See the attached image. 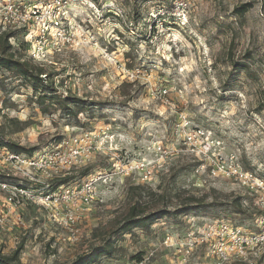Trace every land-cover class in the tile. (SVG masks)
<instances>
[{"label": "rangeland", "instance_id": "374dc122", "mask_svg": "<svg viewBox=\"0 0 264 264\" xmlns=\"http://www.w3.org/2000/svg\"><path fill=\"white\" fill-rule=\"evenodd\" d=\"M88 1L90 6L83 2L76 8L94 39L81 37L83 43L66 47L43 66L60 93L89 105L43 107L25 81L0 68V125L8 138L33 148L31 155L91 132L102 150L53 189L75 187L92 174L103 173L108 180H95V199L81 205L86 209L78 212L76 230L58 224L26 198L10 200L9 192L0 189V251L11 254L21 246L22 264H71L123 220L137 197L147 211L163 207L174 212L189 204L197 210L135 228L117 241L112 255L95 264H218L207 245L187 252L189 231L218 218L254 230L260 210L234 181L197 172L198 161L175 127L184 112L193 125L221 139L225 152H235L246 168L264 176V0ZM245 2L253 6L237 13L235 7ZM22 40L20 35L10 40L15 57L39 65L28 58ZM163 88L166 97L159 94ZM158 141L163 155L154 148ZM3 151L0 174L16 183L36 190L38 184L53 187L61 179L25 178L4 160ZM115 151L156 159L160 170L149 182L120 174ZM237 196L245 213L235 209ZM258 264H264V255Z\"/></svg>", "mask_w": 264, "mask_h": 264}, {"label": "built area", "instance_id": "2783aa9c", "mask_svg": "<svg viewBox=\"0 0 264 264\" xmlns=\"http://www.w3.org/2000/svg\"><path fill=\"white\" fill-rule=\"evenodd\" d=\"M83 2L89 6L92 4L88 0H79V3L76 0H0V34L12 31L10 40L18 39L20 35L27 46L28 58L46 65L66 47L94 39L93 34L84 27L83 15L76 8L78 5L81 9ZM86 30L89 33L84 34ZM159 94L166 97L167 89H160ZM175 133L182 138L186 151L196 157L197 172L207 171L210 178L223 177L234 181L247 191L254 206L260 210L254 230L218 218L198 230L189 231L185 243L187 252L204 244L218 264L235 260L258 264L264 255V176L246 168L235 152H225L221 139L216 138L210 129L193 125L184 112L179 113ZM154 148L157 154L163 155L165 149L162 142H155ZM97 149L102 150L94 135L84 131L64 138L51 148H44L37 155L3 149L2 156L16 173L25 178L33 181H39L37 177L53 180L91 163ZM114 156L120 157L117 158L115 171L133 179L139 175L143 181L149 182L160 170L156 159L131 158L130 154L117 151ZM97 178L108 180L103 173L98 176L92 174L75 187L52 190H35L0 180V189L9 192L10 200L14 197L26 198L48 210L58 224L76 230L78 212L86 209L81 205L88 206L95 199Z\"/></svg>", "mask_w": 264, "mask_h": 264}, {"label": "trees", "instance_id": "16d2710c", "mask_svg": "<svg viewBox=\"0 0 264 264\" xmlns=\"http://www.w3.org/2000/svg\"><path fill=\"white\" fill-rule=\"evenodd\" d=\"M96 1V0H95ZM253 6L252 2H245L235 7V11L239 14L246 13ZM13 33L4 32L0 34V68L7 69L15 73V75L26 84L31 87L43 107L46 103L51 106L59 105L63 110H70L72 106L78 107L81 105H89L87 100H84L78 96H72L64 93H60L55 83L51 79V75L46 71L43 65L31 66L28 62L22 60V58L15 57V51L12 52L14 46L10 43V37ZM21 46L25 47L24 41L20 42ZM11 51V52H10ZM238 69L243 70L247 68L246 64L235 63ZM45 75V76H43ZM92 104V103H90ZM74 112V116L79 113L78 109ZM48 109H45L47 111ZM0 149H7L17 153H31L33 148H26L14 140L8 138L0 125ZM88 173H84L87 175ZM9 176L0 174V180H5L12 184H17L21 187L31 188L28 185L22 183H16ZM70 177H61L51 187V185L38 184L40 188L36 190H52L57 185H63L69 181ZM142 202L141 198L135 199L133 204L126 211L124 218L118 225L112 229L106 230L101 233L102 241L95 246H92L90 250L79 254L71 264H95L100 258L110 256L114 252L117 241L127 233H130L135 228H148L160 218L165 216H171L173 214H187L195 211L196 207L193 205H185L177 209V211H170L167 208L157 207L150 211L144 210L140 207ZM237 212L245 213L246 210L243 208V199L236 197L233 201ZM22 247L19 246L13 253L5 254L0 251V264H22L20 261V252ZM137 256H141L137 255Z\"/></svg>", "mask_w": 264, "mask_h": 264}]
</instances>
